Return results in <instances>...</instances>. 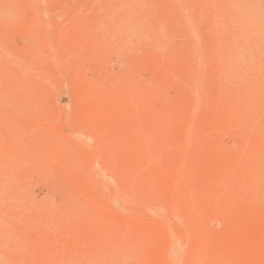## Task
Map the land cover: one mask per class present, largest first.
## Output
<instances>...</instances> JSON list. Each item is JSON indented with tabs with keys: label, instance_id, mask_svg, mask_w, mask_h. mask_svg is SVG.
I'll return each instance as SVG.
<instances>
[{
	"label": "rangeland",
	"instance_id": "rangeland-1",
	"mask_svg": "<svg viewBox=\"0 0 264 264\" xmlns=\"http://www.w3.org/2000/svg\"><path fill=\"white\" fill-rule=\"evenodd\" d=\"M0 264H264V0H0Z\"/></svg>",
	"mask_w": 264,
	"mask_h": 264
}]
</instances>
